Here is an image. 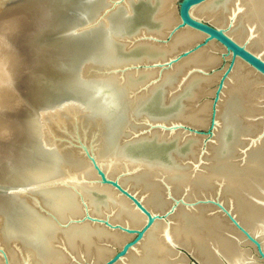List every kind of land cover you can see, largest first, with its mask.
Returning <instances> with one entry per match:
<instances>
[{
	"label": "bare ground",
	"instance_id": "1",
	"mask_svg": "<svg viewBox=\"0 0 264 264\" xmlns=\"http://www.w3.org/2000/svg\"><path fill=\"white\" fill-rule=\"evenodd\" d=\"M151 1L157 5L155 20L160 24L149 29L144 37L162 40L179 21L177 0ZM2 13L0 8V16ZM191 14L224 30L264 60V0H206L194 7ZM13 19L0 18V33L4 36L0 40V81L5 78L3 86L0 85V131L5 133L0 135V170L18 159L10 152L14 130L19 126L14 108L20 104L21 95L28 91L34 74L33 69L29 70L28 76L20 79V89L14 86L25 69L21 62L17 64L19 60L14 64L17 39ZM146 39L138 44L141 55L131 59L135 65L168 62L190 50L204 36L184 29L168 44ZM131 45H126V52L131 51ZM222 52V47L211 43L163 71L133 69L97 80L102 91L118 96L120 100L117 98L115 102L121 101L125 114L114 148L108 147L105 128H101L95 148L98 164L109 179L118 181L153 215L159 216L143 240L117 264H190L180 248L191 252L202 264H264L256 247L226 215L215 206L198 204L203 200L219 202L260 242L264 251V78L241 61L237 62L224 83L217 105L214 136L205 146V137L146 131L152 125L138 124L135 119L140 108L164 88L165 104L170 106L182 99V106L168 116L152 118L154 121H165L167 127H208L212 102L204 97L215 93L213 87L221 73L212 75L209 71L220 63ZM118 58L122 57L118 55ZM60 124L59 120L57 125ZM167 138L177 140L171 163L134 159L124 152L127 145L143 139ZM185 145L188 149L182 152L180 148ZM64 154V167L69 169L70 177L60 174L52 180H63L68 186L50 189L60 194L62 200L48 204L49 213L55 218L44 216L40 248H26L20 241L13 244L0 233V245L11 264H24L27 253L34 259L32 264H78L94 255L103 260L111 253L110 245L121 246L130 237L86 219L88 216L129 228H139L147 222L146 216L128 198L100 183L97 172L85 157Z\"/></svg>",
	"mask_w": 264,
	"mask_h": 264
},
{
	"label": "water",
	"instance_id": "2",
	"mask_svg": "<svg viewBox=\"0 0 264 264\" xmlns=\"http://www.w3.org/2000/svg\"><path fill=\"white\" fill-rule=\"evenodd\" d=\"M0 2V6L4 7V13L0 18L11 20L14 18V37L17 39L14 41V57H16L14 64L20 60L25 69V73L22 71L23 73L19 74V82L21 83L20 79L23 80V77L28 76L29 70L33 69L34 72L28 91L21 95L20 104L15 105L14 108L19 126L14 130L13 147L10 152L18 159L13 161L14 164L0 170V233L13 244L21 242L26 244V248H40L39 237L43 234L42 220L45 215L55 218L49 213L48 204L62 200L60 194L50 189L68 186L63 180L52 179L60 174L62 177L65 175L67 178L70 177L69 169L64 167L66 164L64 152L78 154L90 162L102 185L116 189L147 218L146 224L139 228L114 225L108 220L93 219L89 216L86 218L104 224L111 230L124 233L130 238L121 246L110 245L111 253L106 259L100 260L94 255L78 264H117L143 240L145 233L159 216L153 215L118 181L109 179L98 164L95 148L101 135V128H105V140L112 149L125 120L121 101L115 102L118 96L116 98L115 94L102 91L97 86L98 78L111 74L121 75L133 69L156 68L163 71L184 60L193 52L216 43L224 49V52L221 54L220 63L209 71L212 75L221 73V76L216 84L215 93L211 96L213 102L208 127L195 128L187 125L167 127L165 121H154L152 118L168 116L182 106V99L177 100L173 105H166L164 88L159 89L140 108L135 117L138 124L152 125L150 129H144L146 131L158 130L170 135L181 132L187 136H208L210 140L218 124L217 105L224 83L237 62L241 61L264 78V60L236 42L224 30L192 16V9L206 0L179 1L176 6L179 21L171 27L162 40L144 37L149 29L160 24L155 20L157 5L151 0H1ZM184 29L202 34L204 39L190 50L181 52L174 59L163 64L135 65L131 60L141 55L138 44L143 43L145 39L149 42L168 44ZM3 38L0 33V40ZM127 44H132L129 47L130 52L125 50ZM118 55L122 58L119 59ZM16 92L19 93V90ZM50 116L58 117L61 122L60 139L45 131V127H48L46 120ZM203 144L205 146L206 142ZM176 149L175 138L143 139L127 145L124 152L134 159H157L171 163V157ZM187 149V145L180 148L182 152ZM178 204L179 202H175V205ZM198 204L217 207L256 247L259 258L264 260V251L260 242L246 232L223 205L215 200H203ZM179 251L185 254L190 264H202L188 250L180 248ZM25 255L24 264H32L34 261L32 256L28 253ZM0 256L2 258L0 264H11L1 245Z\"/></svg>",
	"mask_w": 264,
	"mask_h": 264
},
{
	"label": "rangeland",
	"instance_id": "3",
	"mask_svg": "<svg viewBox=\"0 0 264 264\" xmlns=\"http://www.w3.org/2000/svg\"><path fill=\"white\" fill-rule=\"evenodd\" d=\"M12 1H14V0H12ZM16 1V0H15ZM179 1H181V0H177L176 1V6H177V4H178V2ZM8 2H10L11 3V1H8ZM10 3H7V4H10ZM137 4H141V3H137ZM0 8H2V9H4V7H0ZM222 53H220V55H221ZM5 58V57H4ZM6 59V58H5ZM18 61V60H17ZM18 63H20V60L17 62V64ZM4 74H7V73H4ZM0 75H2V71H0ZM4 76V75H3ZM2 77V76H1ZM5 77H6V75H5ZM2 79L4 80L5 78L4 77H2ZM3 80H1L0 81V85H2L3 86ZM14 86H18L19 88L18 89H20V82H19V77L18 78H16V80H15V82H14ZM215 87H216V85L213 87V89H215ZM14 89H17V88H14ZM8 90V88H6L5 89V91H7ZM15 91V90H14ZM16 92V91H15ZM6 93V92H5ZM4 93V95H3V99H5L6 98V94ZM204 100H208V101H210V102H213V97H210V96H208V97H204ZM3 117L6 119L7 117H6V114L4 113L3 114ZM3 117H1V118H3ZM3 118V119H4ZM58 121H59V119L58 118H48L47 120H46V123H47V125L46 126H48V127H45V131L49 134V135H53V136H55V137H57V138H61L62 136H60V134H61V132H62V129L60 128V126H58L57 124H58ZM3 135V134H5L4 132H1L0 131V135ZM209 140V137L208 136H205V139L203 140L204 142H207ZM203 146H204V144H203Z\"/></svg>",
	"mask_w": 264,
	"mask_h": 264
}]
</instances>
